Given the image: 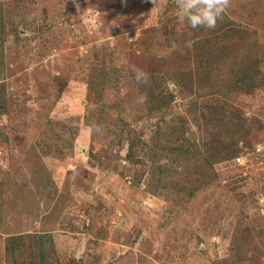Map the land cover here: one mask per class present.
Instances as JSON below:
<instances>
[{
	"label": "rangeland",
	"instance_id": "1",
	"mask_svg": "<svg viewBox=\"0 0 264 264\" xmlns=\"http://www.w3.org/2000/svg\"><path fill=\"white\" fill-rule=\"evenodd\" d=\"M133 67L168 108L141 102ZM2 106L0 264L14 236L26 264L40 236L46 264H264V0L214 29L175 0H0ZM212 115L215 150L239 152L208 166Z\"/></svg>",
	"mask_w": 264,
	"mask_h": 264
},
{
	"label": "trees",
	"instance_id": "2",
	"mask_svg": "<svg viewBox=\"0 0 264 264\" xmlns=\"http://www.w3.org/2000/svg\"><path fill=\"white\" fill-rule=\"evenodd\" d=\"M260 63V62H259ZM180 75V74H179ZM180 76H176V80H177V85L178 87H182L181 85H179V78ZM137 85V83H136ZM255 87V86H254ZM139 92L140 95L143 97L147 98V104L149 105V110L151 112L155 111V110H163L165 108H168V106H170L172 100H173V96L168 97L167 94H165L164 92H162L161 90H159V88H161L160 86H157L155 83H149L148 86H143V85H137L136 87ZM220 105V103H218ZM165 106V107H164ZM204 107H208L210 110L215 111V114H219V116H223L226 117L229 122L228 124L226 123V126H231L229 127L230 129V136L228 137L229 141L233 140V136L235 135L238 136L239 134L237 133V131H240L243 129V126H237V118L238 116L233 115L230 117V114L227 112V110L224 107L221 106H208V105H204ZM0 115H3L6 111V107L2 106L0 107ZM214 116L213 119L210 118L212 123H218V131L213 132L209 135L208 139H209V143H205L204 145V156L202 157V159L204 160V163L208 166L211 165V162L208 160V157L210 156L211 158V154L213 155V160L212 162H217V161H221L222 159H226V158H230L233 159L235 157L238 156V152L236 149H232L231 147H225L222 150H215L217 147L219 148L220 145H222V138L223 136L226 134L223 129H225L223 127L224 122H223V117H218L216 115H212ZM205 120V117H204ZM223 123V124H221ZM235 125V126H234ZM215 130H217L215 128ZM180 133H184V128H182L180 131ZM179 135V134H178ZM219 141V142H217ZM212 142V143H210ZM211 144V145H210ZM231 148V149H230ZM132 147L130 148L129 151H131ZM179 150V152L181 154H186L188 155H194V152H191V149H177V151ZM215 152V154H213ZM217 152H220L217 155ZM217 156V157H216ZM210 164V165H209ZM207 166V167H208ZM208 171V170H206ZM208 172H206L207 174ZM29 239H33V237L28 236ZM24 236H14V237H10L7 240V245H6V253L8 256V259L11 261V264H26L25 261H22L20 258V253L23 249V240H24ZM36 239V243L38 244V264H46V255L44 252V248L46 246V242L44 237L40 236Z\"/></svg>",
	"mask_w": 264,
	"mask_h": 264
},
{
	"label": "clouds",
	"instance_id": "3",
	"mask_svg": "<svg viewBox=\"0 0 264 264\" xmlns=\"http://www.w3.org/2000/svg\"><path fill=\"white\" fill-rule=\"evenodd\" d=\"M152 2L156 4L157 0H152ZM230 2L231 0H175L176 17L179 23L187 22L193 29H214L218 20L222 19L226 9L230 6ZM132 71L137 85H149L150 77L146 72L137 67H133ZM144 99L146 97H140L141 102Z\"/></svg>",
	"mask_w": 264,
	"mask_h": 264
},
{
	"label": "built area",
	"instance_id": "4",
	"mask_svg": "<svg viewBox=\"0 0 264 264\" xmlns=\"http://www.w3.org/2000/svg\"><path fill=\"white\" fill-rule=\"evenodd\" d=\"M236 160H237L238 162H240V161H241V159H240V158H237Z\"/></svg>",
	"mask_w": 264,
	"mask_h": 264
}]
</instances>
